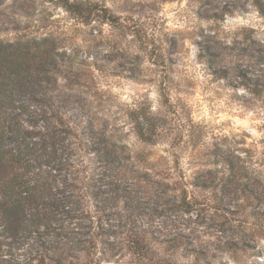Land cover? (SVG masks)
Segmentation results:
<instances>
[{"label": "rangeland", "instance_id": "1", "mask_svg": "<svg viewBox=\"0 0 264 264\" xmlns=\"http://www.w3.org/2000/svg\"><path fill=\"white\" fill-rule=\"evenodd\" d=\"M3 1L0 38L52 36L86 58L89 112L126 146L108 185L90 160V204L107 189L123 217L165 230L178 220L206 264H264V0H87L98 15L84 21L48 0ZM141 112L160 126L151 142L133 128ZM162 181L185 189L184 208L160 212ZM113 249L91 264H142Z\"/></svg>", "mask_w": 264, "mask_h": 264}, {"label": "trees", "instance_id": "2", "mask_svg": "<svg viewBox=\"0 0 264 264\" xmlns=\"http://www.w3.org/2000/svg\"><path fill=\"white\" fill-rule=\"evenodd\" d=\"M48 1L83 21L98 15L87 0ZM3 3L0 32L8 30ZM84 64L86 58L76 59L52 36L0 38V264H91L106 250L117 247V255L123 244L142 264H206L178 220L165 230L123 217L118 196L107 189L104 203L91 205L98 190L90 160L104 165L99 187L108 185L107 171L123 165L126 146L114 126L96 127L83 90L92 84ZM134 120L138 137L153 141L159 124L142 112ZM162 186L160 212L184 208L185 189Z\"/></svg>", "mask_w": 264, "mask_h": 264}]
</instances>
